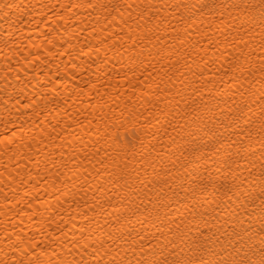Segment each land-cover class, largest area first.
Wrapping results in <instances>:
<instances>
[{
	"label": "bare ground",
	"instance_id": "bare-ground-1",
	"mask_svg": "<svg viewBox=\"0 0 264 264\" xmlns=\"http://www.w3.org/2000/svg\"><path fill=\"white\" fill-rule=\"evenodd\" d=\"M0 264H264V0H0Z\"/></svg>",
	"mask_w": 264,
	"mask_h": 264
}]
</instances>
